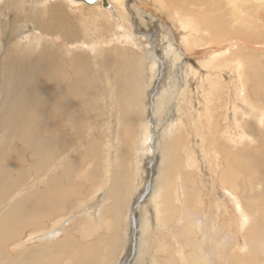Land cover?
<instances>
[{
    "label": "bare ground",
    "instance_id": "6f19581e",
    "mask_svg": "<svg viewBox=\"0 0 264 264\" xmlns=\"http://www.w3.org/2000/svg\"><path fill=\"white\" fill-rule=\"evenodd\" d=\"M0 2V264H115L130 238L133 264H178V253L182 264H264V54L256 51L264 0ZM10 12L20 15L18 27ZM85 97L110 108L104 146L91 132L77 141L101 165L91 174L106 193L94 216L70 221L66 202L81 190L63 187L74 168L64 161L58 175L55 164L74 147L56 131L43 137L42 127L77 113L74 102ZM17 141L33 163L12 150ZM119 142L120 167L112 165ZM133 166L139 174L129 185L122 174ZM136 182L149 198L134 208L130 237L123 214ZM176 230L187 235L184 245L167 237ZM11 243L28 245L11 254Z\"/></svg>",
    "mask_w": 264,
    "mask_h": 264
},
{
    "label": "rangeland",
    "instance_id": "374dc122",
    "mask_svg": "<svg viewBox=\"0 0 264 264\" xmlns=\"http://www.w3.org/2000/svg\"><path fill=\"white\" fill-rule=\"evenodd\" d=\"M48 3H50V2H47L45 4H48ZM0 4H2V2H0ZM69 5L71 6V10L73 12L77 11L78 8H77V6H75L76 4H72L69 2ZM10 14H11L10 18H12L11 19V23H12L11 25L18 27L20 24V20H19L20 15H17L14 12H10ZM7 16H9V15H7ZM5 18L6 17H4V18L2 17V18H0V20H2V19L5 20ZM29 34H30V32H28L25 37H21L20 38L21 41H26L30 36ZM11 39H13V41L16 43H19V40L17 38H15L14 35L11 36ZM263 41H264V39H262L261 42H259L260 46H259V44H257L258 48L259 49L261 48L262 51H259V50H256V51L262 52L264 54V44L262 46ZM246 44L248 46H250V49L252 46L255 47L256 49H258L254 43H246ZM8 45H10V43ZM253 50H255V49H253ZM138 53L140 54V52H138ZM0 56H2V54H0ZM0 64H1V57H0ZM2 99L4 101V98H0V103L2 102ZM102 100H103V98H98V97H93L92 99H88V97H85V99H80L79 101L74 102L75 105H78V107L76 108V112L79 113L82 111L83 112L87 111L86 114L87 113L88 114L86 116L90 118V120H91L90 122H89L88 118H86V116H84V115L83 116L80 115L82 118H80L79 116L74 118V115L77 113L73 114L72 112L65 111L63 113V115L56 120L55 127L53 124H48V126L45 125L42 127V128L47 129L46 133H43V135H44L43 137L47 136V137L51 138L54 136L53 131H56L58 133L65 134L66 138L63 137V139L68 143V145L71 144L74 147V149L70 150V152L66 154L68 156V158L63 157V159L59 165H58V162H56V164H55V172L58 175L63 174V170H64L63 164L65 163L64 161H66L69 166L73 167L74 168L73 172L72 171L70 172L71 173V179L68 180L66 178V182L62 183L64 185L63 187H66L69 190H74V189L81 190L79 196L77 198H75V200L66 202L67 203L66 209L69 211V213H71V214H68L66 216V218H73V219H70V221H74L75 219L76 220L78 219L80 221L90 219L92 216L95 215L94 211L97 208V206L102 204L101 203V197H102L103 191H105L104 185L102 183H100L101 180L97 176H92V174H91L94 166L101 167V165L94 164L91 161V153H88V152L85 153L81 150L77 151V149L79 148V142H77V141H86L87 137H86V135H84V133L86 134L87 132L88 133L91 132L93 140L95 139V141L102 143L103 146L106 143V140H105L106 137L105 136L107 135V132H108L107 127H108V125L112 124V122L110 121V119H111V114L109 113L110 108L107 106V104H104ZM90 103H92L93 107H89V105H91ZM219 115L222 116L221 113ZM67 120H70V121H67ZM72 120L74 121L73 123H71ZM82 120L84 122V126L86 124H91L90 127L86 128L85 130H82L81 124H80V122ZM70 123L72 124L71 126H70ZM68 125L70 127H68ZM49 128H51V129H49ZM75 131H77V132L74 134ZM0 137H1V135H0ZM0 142H1V138H0ZM15 145H17L16 148L12 147V150H15L16 152H24L25 153V151L23 150L24 148L22 146H20V143L18 141L16 142ZM117 147H122L120 145V142L116 143L114 145V149L116 150V152L114 153V156L116 157V159L112 156L114 158L112 165H116V166L120 167V165H122L123 163H126L123 161L124 157H126V156L123 155V152H119L116 149ZM44 148H46V144H45ZM257 148L264 152V150L261 148V146H257ZM30 154L32 156L34 155L32 152L26 151L25 160L28 163H33L34 159ZM101 156L103 157L102 154H101ZM105 157H106V155L104 153V157H103L104 164H105ZM81 158L86 160L83 165L81 164ZM252 158H253V162L256 161V159H257L255 157H252ZM118 163H119V165H118ZM80 166H82V167H80ZM116 166H113L114 167L113 169H115L116 171L120 170L119 168H115ZM26 167H27V169H26L25 173H26V175H28L30 171H29V167L28 166H26ZM146 168L150 171V168H152V166L151 167L146 166ZM39 174H42V172L41 173L39 172L38 175ZM135 174H139V172H138V170H136V166H133L131 172L123 173L122 176L124 177L125 182L127 181V184L132 185V183L130 182L128 177L129 176H135ZM30 176H31V174H30ZM31 179H32V181H36L35 184H37L39 182V179L36 176V174H34V176H32L30 178V180ZM87 180H90L91 182H87ZM96 181H98V182H96ZM153 182H154V176H153V178L150 179V183L152 184ZM23 183L25 184V182H23ZM138 183L139 182H136L134 185V186H136L135 188H137L138 190L134 193V196L132 199V201H134V205L135 204H137V205L133 206V202L131 201L126 206L125 212L123 214L125 216V220H124L123 225H124V228L127 229V232L130 235V237H131V234H133V236H134V233H137L136 231L138 230V221H137L138 217L133 215L134 208L140 207L141 205L144 206L147 199L149 198V194L148 193L145 194L146 186H143L140 188ZM38 187L43 188V186H39V185H38ZM80 187H81V189H80ZM201 189H202V187H201ZM104 193H106V191ZM238 196H242L241 193H238ZM244 197H248V196L244 195ZM208 203H209L208 201L204 202V204H206V207H208ZM127 207H128L129 211H127ZM206 207L204 210H206V212L208 213L209 208H206ZM257 216H258V214L253 213V219H256L255 217H257ZM204 224L207 228H209L211 225L210 221H208V220H205ZM109 227L111 228V224ZM73 232L75 233V231H73ZM175 232H178V235L176 237L174 235H172V236L168 235L167 237L169 239H177L179 241L180 245H184L185 239L183 238V236L185 238H188L187 235H185L180 230L173 231L170 234H173ZM195 232L198 233V230H195ZM102 235L105 236L106 234H102ZM98 236H100V235H98ZM196 236H197L198 241H200L201 235L196 234ZM157 237H159L157 240L158 246H164L166 243V241L164 239L165 237H163V236H157ZM92 238L87 239V241L92 240ZM54 239H55L54 237H49L47 240H41V239L40 240H34V241H32V243H34V244H48V243H52L54 241ZM51 240H52V242H51ZM216 241H217V243H219V240H216ZM15 244H16V242H15ZM15 244L11 243L9 245H5V249H7V252L14 254L17 251H19L21 248L27 247V245H28V244H26V245H20L22 247H20V246L15 247ZM131 245H132V243H131V238H130V240L125 242V244L123 246L124 250L117 254L113 263H115V264H133L135 261V258H136V253L133 254L132 257L130 255H127V251L129 250L128 247ZM150 247H151V251H152L151 253L155 254V251L152 250L154 245H152L151 242H150ZM211 247H212V252H215V248H214L215 246L213 244L209 245L208 250H210ZM189 249L190 248L187 247L186 250L188 251ZM179 252H180V250H179ZM103 253H104V251H103ZM178 254L181 256V259L177 258L178 264L184 263V261H186V258H185L186 255H184V253H178ZM143 264H152V259H150L148 261H143Z\"/></svg>",
    "mask_w": 264,
    "mask_h": 264
},
{
    "label": "water",
    "instance_id": "95a60500",
    "mask_svg": "<svg viewBox=\"0 0 264 264\" xmlns=\"http://www.w3.org/2000/svg\"><path fill=\"white\" fill-rule=\"evenodd\" d=\"M74 1H79V2L85 3V4H93V3H95L96 0H74Z\"/></svg>",
    "mask_w": 264,
    "mask_h": 264
}]
</instances>
